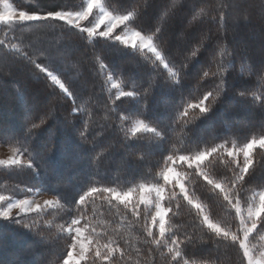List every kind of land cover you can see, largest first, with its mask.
Listing matches in <instances>:
<instances>
[{
	"label": "trees",
	"instance_id": "obj_1",
	"mask_svg": "<svg viewBox=\"0 0 264 264\" xmlns=\"http://www.w3.org/2000/svg\"><path fill=\"white\" fill-rule=\"evenodd\" d=\"M80 1L7 0L17 9L31 12L79 10L82 5ZM108 3L118 12L143 6V0H108ZM222 4L231 5L227 8L226 26L223 13H220ZM164 7L165 0H152L137 14L134 21L129 22V27L151 29L160 19ZM193 10L203 23L182 36ZM262 11L264 0H193L176 13L162 34L164 46L168 47L170 54L191 49L197 55L192 58L191 52H188L190 63L180 84L173 86L160 80L154 89L146 117L152 123L165 128L170 142L168 143V137L163 134L160 137L146 134L143 139L133 141L132 147L138 150L136 155L146 156L142 161L129 157L120 149L123 132L117 134L113 130L99 133L102 126L109 123V117L111 120L116 119V105L119 101L114 100L116 90L111 87V83H117L124 90H131L137 85L146 88L150 79H158L153 74L149 54L126 48L112 40L84 39L78 29L70 28L61 21L49 20L1 29L3 33L0 32V41L3 44H0V141L6 146L19 148V144L5 139L4 134L13 130L18 134L10 139L22 137L26 131L25 120L30 116L38 119L49 106L51 118L32 140L33 155L39 156L46 152L49 135L53 130L56 134L49 163L50 171H41L36 175L27 168L0 169V195L21 197L39 190L55 198L61 196L64 200L55 208H46L39 215L33 213L29 216L35 218L46 230V244L36 246L39 238L15 225H9L6 229L0 228V264H13L18 259L23 260L24 264H33L34 260L41 257L46 258L47 264H56L53 252H62L69 244L66 232V221L70 222L69 208L75 213L74 203L90 179L99 187L111 186L118 191H128L129 188L136 190L141 184L152 185L162 181L160 172L164 162L161 161L155 170L153 168L160 158L171 152L180 154L186 147L195 151L196 146L203 150L211 143H220L225 139L229 147L240 148L252 136L264 134V107L252 95L253 92L259 95L264 91V82L261 79L264 74L259 72L261 64L264 63ZM245 14L250 15L251 20L234 28V21ZM202 35L206 37L205 42L198 46ZM24 50L42 51L50 59L57 61L55 66L58 74L72 84L80 99L73 102L71 98L60 93L58 88L57 95H47L45 81L42 78L37 79L31 73L30 66L19 59ZM94 53L102 54L103 60L94 56ZM102 62L110 65V69L101 70ZM104 71H109L110 75L114 71L116 75L111 82L104 84L101 91L99 83L104 80ZM204 71L210 72L209 77H203ZM97 72L101 73L99 81L96 78ZM211 72H216L217 76L213 77ZM221 74L226 83L208 113L199 119H195L190 113L188 119L195 121L190 126L166 127L170 125L175 114L179 116L177 109L182 101L194 102V98H198L203 92L213 90L215 83L220 82ZM197 80H200L199 84ZM47 83L50 86V81ZM5 90L7 95L1 96ZM242 92L246 95L242 96ZM35 100L38 103L33 105ZM70 105H78L79 111L74 115L84 113L85 119L88 118L87 114L94 112L92 135L97 138L93 145H82L74 130L62 127L63 118L70 111ZM106 105L112 109L111 113L106 110ZM124 108L137 113L142 106L136 100L130 105L126 102L121 106L120 116L129 115L122 110ZM138 118L141 117L133 118L131 124L125 128L133 126ZM81 123L82 121H76L75 127L78 128ZM187 127L189 128L186 130ZM94 154H99L100 158L92 166L90 162ZM253 161L254 172L242 192L243 199L248 201L264 188V149L257 147L253 150ZM222 170L221 162L217 171ZM186 179V187L189 191H195L198 202L208 203L209 197L215 200L214 193L208 190L202 178L192 176ZM178 204L183 206L176 208ZM171 207L173 211L167 216V232L186 233L194 241L184 249L185 259L189 264H241L242 253L235 246H230L227 242L210 243L205 232L191 227L192 216L189 213L194 210L183 201L173 199ZM85 211L86 219L96 226L98 233L110 234L120 241L126 255L123 259H118V264H171L167 246L158 248L146 238L141 224L130 214H126L122 206L116 203L109 206L97 199ZM233 213L234 209H229L222 201L214 203L212 208L213 217L218 222L235 230L238 221ZM256 234L262 237L264 228L258 226ZM162 243L166 244V241ZM29 245L33 246L31 254L27 251ZM88 264L99 262L90 256Z\"/></svg>",
	"mask_w": 264,
	"mask_h": 264
},
{
	"label": "snow or ice",
	"instance_id": "obj_2",
	"mask_svg": "<svg viewBox=\"0 0 264 264\" xmlns=\"http://www.w3.org/2000/svg\"><path fill=\"white\" fill-rule=\"evenodd\" d=\"M0 2L3 4L2 9H0V25L18 27L25 24L31 25L34 22L63 21L70 28L78 29L84 39L95 40L100 38L118 41L120 45H124L126 48L151 54L149 58L152 60L153 74L158 79H150L146 88L137 85L131 90H124L117 83H111V87L116 90L114 100L119 101V104L116 105V119L111 120L109 117V123L102 126L99 134L113 130L117 134L123 132L119 147L129 157L137 161L146 159V156L136 155L138 150L132 147L133 141L143 139L146 134H152L155 137H160L163 134L168 137V143L170 142L165 128L148 120L146 110L154 89L158 86L160 80L173 86L180 84L190 63L188 52H191L192 58L197 55V52L191 49H187L183 53L176 51L174 54H170L168 47L164 46V41L161 40L162 34L172 18L185 5L192 3L193 0H165L161 17L151 29L136 26L129 27V22L134 21L137 14L142 12L152 0H143V6H137L123 12H118L113 8V5L108 3V0H86V3H83L79 10L63 9L47 12L19 10L14 8L7 0H0ZM197 6L199 7V5ZM230 6L229 4L221 5L220 13H223L225 26L228 22L227 8ZM94 10L97 11L94 12ZM84 20H88L91 26H82L80 22ZM250 20V15L245 14L234 21V28L242 22H249ZM261 22L264 23V11L261 13ZM201 23L203 21L198 18L196 11L193 10L191 19L185 26L182 36L187 35L190 29H194ZM101 25H104L103 30H100ZM117 29H120V31H116ZM124 29H129V31H124ZM205 39L206 37L202 35L198 46H202ZM0 44H3V42L0 41ZM94 56L103 60L102 54L94 53ZM19 59L30 66L31 73L37 79L42 78L45 81L47 95H57L56 90L58 88L60 93H63L66 98H71L73 102L80 99L72 84L63 79L61 74H58L55 66L57 61L50 59L46 53L24 50ZM213 59H215L214 56ZM100 69H110V65L102 62L100 63ZM259 72L264 74V63L261 64ZM100 75V72L96 73L98 81ZM115 75L114 71H111V75L109 71L103 72L104 80L99 83L101 91H103L104 84L111 82ZM209 75V71L203 72V77H209ZM211 75L216 77L217 73L211 72ZM261 79L264 82V76ZM49 81L50 86L47 83ZM219 81V83L214 81L215 88L203 92L198 98H194V102L192 100L182 101L177 109L179 116L175 114L170 125L166 127L171 128L173 125L176 128L190 126L195 123L194 120L188 119L190 113L194 115L195 119H199L208 113L213 107V103L217 102L216 97L223 91V85L226 83L222 74L219 76ZM199 83L200 80H197V84ZM241 95L244 96L246 93L242 92ZM252 95L253 99H258L260 106L264 107V91H261L259 95L253 92ZM133 100L140 103L142 106L141 111L133 113L128 108H124L122 110L129 113V115L120 116L121 106L126 102L130 105ZM69 107L70 111L65 114L62 127L66 130H74L82 145H93L97 138L92 135L94 112L87 114L88 118L85 119L84 113L74 115L79 111L78 105L75 107L70 105ZM106 110L112 112V109L107 105ZM136 117L141 118L136 119L134 126L126 129L125 126L130 125L132 119ZM50 118L51 106L38 119L28 117L25 120L26 131L24 135L15 140L9 139L20 145L16 150V155L7 161H0V163L21 169L26 167L36 175H39L41 171L48 173L56 133L53 130L49 135V147L46 152L39 156L33 155L32 140ZM76 121H82L78 128L75 127ZM129 137H132V139ZM257 147L264 149V134L258 137L252 136L240 148L229 147L228 141L225 139L220 143L213 142L203 150L196 146L197 150L195 151L186 147L180 154L171 152L166 157L160 158L153 168L155 170V167H159L161 161L164 162V167L160 172L163 183L157 181L152 185L141 184L136 190L129 188L128 191H118L111 186L99 187L90 179L74 203L75 213L69 208L70 222L66 221L69 244L62 252H53V255L56 256V264H88L90 256L99 264H118V259H123L126 255L118 239L107 233H98L96 226L91 225L86 219L85 209L95 204L97 199L109 206L114 203L122 206L126 214H130L141 224L146 238L154 242L158 248L162 249L167 246L171 264H189V261L185 259L184 249L189 244L194 243L192 237L186 233L166 232V217L170 211H173L171 207L173 199L183 201L191 210H194L189 213L192 216L191 227L205 232L210 243L227 242L230 246H235L242 253L241 264H264V252L256 255L249 246L250 234L257 230L258 226L264 228V188L258 193V202L255 196L251 201L244 200L242 196L243 189L254 172L253 149ZM21 157L26 159L22 160ZM99 158V154H94L90 164L95 166ZM213 161H215V164ZM221 162L223 170L219 172L217 169L221 167ZM192 176L203 179L208 190L214 193L215 200L209 197L208 203L197 201L195 191H189L186 187L188 182L186 177L191 178ZM64 187H67V185H64ZM134 191L136 193L135 197H133ZM61 200L64 199L59 196L51 200H44L43 204L27 199H17L13 202L0 195V228L6 229L9 225H15L38 237L36 246L46 244L48 243V238L45 235L46 230L41 224L37 223L35 218L27 216L26 213L35 212L39 215L46 208H55ZM220 201L227 205L229 209H234L233 215L238 221L235 230L231 226H223L213 217V205ZM181 206L183 205L178 204L176 208ZM14 210L16 211L14 212ZM86 232L88 235H85ZM162 241H166V244ZM32 248L33 246L29 245L27 250L29 254H31ZM153 251L155 250L153 249ZM13 264H24V261L18 259ZM33 264H47V260L45 257H41L39 260H34Z\"/></svg>",
	"mask_w": 264,
	"mask_h": 264
},
{
	"label": "rangeland",
	"instance_id": "obj_3",
	"mask_svg": "<svg viewBox=\"0 0 264 264\" xmlns=\"http://www.w3.org/2000/svg\"><path fill=\"white\" fill-rule=\"evenodd\" d=\"M80 2H81V4H83V3H86V0H81ZM2 7H3V4L1 2L0 9H2ZM73 10H76V9H73ZM95 11H97V10H94V12ZM89 19L91 20L92 18L90 17ZM61 22H63V21H61ZM94 22L95 21L93 20V23ZM80 23H81L82 26H91L89 24L88 20L81 21ZM6 27H9V26L0 25V32L3 33V31L1 29L6 28ZM103 28H104V25H101V29L100 30H103ZM116 31L119 32L120 29H117ZM124 31H129V29H124ZM116 42H118V41H116ZM144 53H146V52H144ZM146 54H148V53H146ZM149 55H151V54H149ZM5 95H7V91L6 90L1 93V96H5ZM37 103H38V101L35 100L33 102V105H36ZM17 134L18 133L14 132L13 130H9V131L6 132V134H4L3 137L5 139L15 138V136ZM198 137H200V135ZM17 149L18 148L6 146L0 141V161H7L10 158L14 157L16 155V150ZM21 159L23 160V159H26V158L25 157H21ZM241 159H242V155H241ZM0 169H18V167L9 166L8 164L0 163ZM160 183H163V181H161ZM135 195H136V193L133 192V197H135ZM3 196L7 197L8 199L12 200L13 202H15V200H17V199H27L29 201H33L34 200V201H36L37 203H40V204H43L44 200H51V199L55 198V197L47 195V194H45V193H43V192H41L39 190L35 191L33 193H30V194H27V195H21V197L20 196H18V197L14 196L13 197V196H9V195H3ZM166 197H167V194H166ZM255 197H256V200L258 202V194ZM149 207H151V205H149ZM15 211L16 210H14V212ZM33 213H35V212H29V213H26V215L30 216ZM165 227H166V232H167V217H166V225H165ZM156 231L158 232V229ZM256 231L257 230H254V232L252 234H250L249 246L253 249V251L255 252L256 255H259L260 252H264V235H262V237H259L256 234ZM85 235H88V233L86 232ZM16 259H14V260H16Z\"/></svg>",
	"mask_w": 264,
	"mask_h": 264
}]
</instances>
